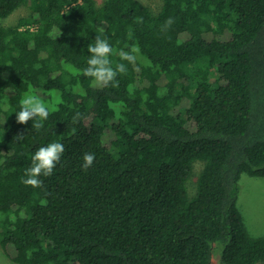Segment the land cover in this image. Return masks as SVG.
<instances>
[{
	"label": "trees",
	"instance_id": "16d2710c",
	"mask_svg": "<svg viewBox=\"0 0 264 264\" xmlns=\"http://www.w3.org/2000/svg\"><path fill=\"white\" fill-rule=\"evenodd\" d=\"M21 6L27 16L0 25L1 252L16 264H211L216 253L264 264V235H249L237 206L240 175L264 177V0H161L157 11L0 0V18ZM95 36L127 66L117 87L82 74ZM131 47L136 61H120ZM27 91L58 96L39 130L15 120ZM51 142L65 147L53 174L25 185ZM84 153L95 154L87 169Z\"/></svg>",
	"mask_w": 264,
	"mask_h": 264
},
{
	"label": "clouds",
	"instance_id": "9594fccd",
	"mask_svg": "<svg viewBox=\"0 0 264 264\" xmlns=\"http://www.w3.org/2000/svg\"><path fill=\"white\" fill-rule=\"evenodd\" d=\"M138 23H142V18H138ZM173 19L169 17L165 22V29L170 27ZM131 36V32L129 33ZM87 51L90 53L86 67L82 69V74L92 81L94 87L107 88L109 86L117 87L119 81L118 75L127 73V66L125 63H113L110 57L114 54V49L109 43L107 38L95 36L94 43L89 44ZM138 47H131L128 50H119L118 55L120 61H127L129 64L134 63L139 54ZM15 112V120L19 124H26L32 121V128L41 129L42 122L46 121L49 117V108L38 95L26 92L19 100V111ZM81 113L77 112L73 116V122H79ZM5 122V121H4ZM22 135H17L21 138ZM65 151L62 142H51L45 146L38 147L34 154L31 156V166L25 169V179L23 183L32 187H40L43 183L40 176H51L57 163L60 161L62 154ZM95 160L94 153H84L83 163L81 167L87 169L91 167Z\"/></svg>",
	"mask_w": 264,
	"mask_h": 264
},
{
	"label": "rangeland",
	"instance_id": "374dc122",
	"mask_svg": "<svg viewBox=\"0 0 264 264\" xmlns=\"http://www.w3.org/2000/svg\"><path fill=\"white\" fill-rule=\"evenodd\" d=\"M102 1L103 0H96L97 3H101ZM141 1L147 4L153 11H157L161 5V0H141ZM29 12L30 9L28 6H21L20 8L13 11L7 17L0 18V25L15 24L18 18H20L21 16H27ZM39 98H41L42 102H44L48 108H52L55 102L57 101L58 96L51 97L48 99H44L39 96ZM202 166H203V162L201 160H197L194 162L193 173L190 175V177L186 182L187 192L190 196L194 195L196 192L195 183L197 181V176ZM239 186L240 189L237 199V206L240 212L242 213L247 231L249 235L252 237L263 236L264 235V177L251 176L249 174L242 173L239 178ZM214 244L216 245L217 243ZM0 264H16V263L8 259L1 252V248H0ZM211 264H222L220 262V256L218 253L214 254Z\"/></svg>",
	"mask_w": 264,
	"mask_h": 264
}]
</instances>
